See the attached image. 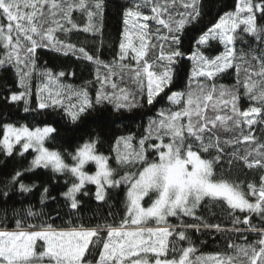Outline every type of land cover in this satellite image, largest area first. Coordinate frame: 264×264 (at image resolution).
<instances>
[{
    "label": "snow or ice",
    "instance_id": "snow-or-ice-1",
    "mask_svg": "<svg viewBox=\"0 0 264 264\" xmlns=\"http://www.w3.org/2000/svg\"><path fill=\"white\" fill-rule=\"evenodd\" d=\"M108 7L0 0V155L20 159L0 179V264H264V0H233L207 24L209 0H123L111 60ZM42 49L94 80L66 83L75 72L41 65ZM89 125L128 130L105 150L100 133L78 135ZM92 201L106 214L86 215ZM205 233L226 249L201 252Z\"/></svg>",
    "mask_w": 264,
    "mask_h": 264
},
{
    "label": "trees",
    "instance_id": "trees-1",
    "mask_svg": "<svg viewBox=\"0 0 264 264\" xmlns=\"http://www.w3.org/2000/svg\"><path fill=\"white\" fill-rule=\"evenodd\" d=\"M123 0H109V7L106 12V17L104 20V34H103V47L101 51L104 53V58L106 60H111L112 59V52L116 50V41L119 36L120 28H121V23H120V17L118 14V10L116 5L118 3H122ZM209 3L211 5V14L209 16H206L204 18L203 23L207 24L210 19L214 18L216 15V12L227 10L228 8L231 7L233 4V0H209ZM226 6V7H225ZM75 19L77 20L78 23H83L82 18L80 17L79 13L75 14ZM71 42L76 43L78 45L83 44L87 50H94L97 46L98 43H100L99 37H93L91 34H85L83 32H74L71 35ZM41 54V60L39 63L43 65L45 61L48 62L49 67H55L57 70L60 69H67L70 72H75V75H69L66 79V83H71L76 86H80L84 83V81L87 80H94L95 78V70L94 67H89L85 68L83 64H78L75 61V58H66L63 56H59L54 52L49 51L48 49H42L39 50ZM104 69L101 68V74H103ZM7 77V83L9 86L13 85L12 81V76L11 73L3 74ZM5 81L0 80V83H4ZM225 84H231L234 83V78L233 76L229 75L224 78L222 81ZM95 87H98V85H95L92 89V94L94 95V89ZM162 102L161 104L156 105V108H154L149 115L154 116L156 114V111L163 106ZM23 112H16L14 111L12 113L13 118H18L25 116ZM148 117H144L143 123H147ZM67 125V127H74L67 121H64ZM128 123V122H126ZM142 121L137 120L135 123L131 124V129L133 131H139L140 130V125ZM128 129L124 127V125H116V126H109L105 128H98L95 125H89L88 127L84 128V130L81 133H78L80 136H85L87 137L90 134H95V133H100V135L103 137L104 141L106 142L104 145L105 150L108 147V143L112 141V138L115 135H119L122 132H126ZM62 135H71V133H64L63 130L61 132ZM20 159L19 157L16 158H6L2 155H0V179H2L8 172H10L14 167L19 166ZM255 173L249 172L247 176H245L244 171H239L237 173V177L234 178H239V179H251ZM45 177L43 176L42 173H38L36 176H32L31 179L37 180L38 182L41 179H44ZM94 189V186H92ZM56 193L53 192V195ZM31 202L33 204L38 203L39 199V192L36 193V195L32 196ZM19 207V205H17ZM58 205L52 204L49 202V208L45 209V211H51L53 208H58ZM85 214L91 216L93 214V211H99L102 213L106 214V209H97L95 202H88L87 207L84 209ZM54 214V213H53ZM199 235V234H197ZM213 235H215V238L213 239ZM201 239L206 240L207 243L203 246L200 247V251L204 253H215L218 251H223L226 249L227 245V239L222 236V235H217V234H209L205 233L203 236H201Z\"/></svg>",
    "mask_w": 264,
    "mask_h": 264
}]
</instances>
